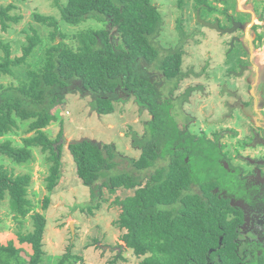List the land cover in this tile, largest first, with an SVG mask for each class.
<instances>
[{"label":"trees","instance_id":"16d2710c","mask_svg":"<svg viewBox=\"0 0 264 264\" xmlns=\"http://www.w3.org/2000/svg\"><path fill=\"white\" fill-rule=\"evenodd\" d=\"M195 1L199 8L211 9L208 0ZM57 5L60 19L65 23L78 25L90 19L110 22L117 27L119 38L114 42L109 30L88 28L75 35L76 49L59 42L46 49L40 66L27 68V80L20 81L18 87L7 88L1 95L0 138L32 134L23 136L19 144L11 139L0 140V157L24 164L33 158L35 149L45 154V181L50 194L61 179L64 147L62 124L54 138L46 132L58 119L51 109L66 93L79 92L89 95L93 110L110 114L126 91L136 92L153 115L146 123L144 138L136 142L141 149L139 158L129 161L136 173L117 170L114 142L86 139L68 144L77 177L89 188L93 199L103 194V188L110 194L118 189L135 191L124 199L117 197L115 203L121 208L117 222L127 230L122 236L126 248H131L137 256H145L140 264H242L236 251L239 242L235 241L240 219L228 200L218 198L212 191L224 185L214 178L218 171L227 176L221 162L225 154L218 143L182 132L171 111L173 105L168 94L183 76L182 52L178 46L176 51L162 53L156 41L163 25L158 6L152 0H67ZM11 8L9 5L0 9L3 30L9 22L16 21L17 16L8 14ZM36 20L53 27V36L60 32L53 16L37 14ZM177 29L184 36L180 20ZM33 32L27 35L21 55L12 58L10 45H4L1 74H13L12 66L27 62L40 42L36 30ZM156 72L158 81L149 78ZM166 85H170V92L164 90ZM27 121H30L28 126L21 130V123ZM148 170L151 172L144 177L138 173ZM30 177L14 175L0 164V201L8 197L17 218L33 211L28 198ZM50 204L51 197L47 195L43 200L44 210ZM99 207V203L85 204L81 211L92 213ZM230 212L235 215L230 217ZM30 215L34 228L20 234L19 240L29 244L32 253L16 248L12 241L0 244V264L40 263L44 255L46 218L40 212L33 211ZM261 260L255 255L247 264Z\"/></svg>","mask_w":264,"mask_h":264},{"label":"rangeland","instance_id":"374dc122","mask_svg":"<svg viewBox=\"0 0 264 264\" xmlns=\"http://www.w3.org/2000/svg\"><path fill=\"white\" fill-rule=\"evenodd\" d=\"M66 1L0 0V9L10 5L12 8L8 14L17 16L16 21L9 22L5 30L1 29L0 24V56L4 54L5 44L10 45L12 58L21 55L23 46L27 43V35H32L33 30H36L40 37V42L35 46L32 55L27 58V62L21 66H12L13 74L0 73V98L7 88L18 87L20 81L27 80L26 69L30 65L32 68L40 66L47 48L64 42L76 49L78 41L75 35L79 31L88 28L106 29L110 31L112 41L116 42L119 38L117 27L111 26L110 22L101 23L90 19L78 25H69L62 21L57 2L65 4ZM208 1L211 9L206 5L204 8H199L195 0H182L181 5L180 0H152V3L158 6L163 19L161 31L156 38L162 48V53L168 50L176 51L178 46H181L182 52L180 69L183 76L178 79L172 92H170V85H166L164 90L170 92H168V97L173 105L171 111L182 132L187 131L195 138L204 136L206 139L217 142L223 152L227 153L228 162L235 166H245L246 160L236 159L242 135L240 131L226 122L227 113L223 112L222 117L212 111L207 115L195 116L193 111L194 105H196L194 107H199L200 103L206 100L211 101L212 98L220 102L216 107L224 106L225 110H228L230 109L229 103L233 102L234 107L231 109L236 110L241 104H247L245 101L248 98L243 96L231 98L229 92L231 86L226 85L224 64L229 66L233 62L237 49L233 52L235 56L222 59L221 52L224 44L221 45L219 42L221 43V40L226 38L221 37V34L219 37L216 29L202 25L198 21L197 12H200L203 19L226 22L224 14L236 13L234 10L236 7L246 12H253L256 7L264 13V0L261 2L256 0L247 2L246 0ZM37 14L53 16L59 23L60 32L53 36V27L38 22ZM255 14L258 17V13ZM179 20L184 36L177 29ZM254 20L251 18V22L257 23V20ZM257 25L252 30L246 27V40H252V36H256L257 40L254 44L250 43V48L248 46L249 58L252 59L255 68L264 60V23L261 25L260 22ZM240 50L243 51L242 48ZM222 68H224L223 75ZM259 69L262 70V68ZM149 78L158 81L157 72L154 76L149 75ZM230 79L232 86L239 85L247 88L245 81L237 80L239 77ZM233 80H236V83L232 82ZM160 83L158 82V85ZM7 93L9 94V91ZM90 101L89 95L68 92L63 100L58 101L57 105L51 109L58 119L47 128L46 132L54 138L62 124L64 147L61 179L50 194L46 189L45 154L35 149L33 158L24 164H16L7 158L0 157V164L4 165L9 172L14 175L29 174L31 176L28 198L33 203V211L42 213L46 218L42 240L44 255L39 264H140L145 257L137 256L131 248H126L122 236L127 230L121 228L117 222L121 208L115 203V199L132 196L135 191L118 189L114 194H110L107 189L103 188V194L96 195L93 199L89 188L84 186L77 177L75 162L68 150V144L86 139L93 142H114L118 153L117 170L126 169L136 173L129 161L139 158L141 149L136 142L144 138L146 123L153 119V115L150 113L149 105L142 101L136 92L126 91L114 104V112L110 114H99L92 109ZM29 122L21 123V130H25ZM222 122H226L225 125ZM30 134L32 133L10 134L0 140L11 139L19 144L23 136ZM248 141L251 140H246ZM259 146L262 147L256 145L258 148ZM206 165H211V163ZM150 172L151 170L138 173L144 177ZM214 179L225 182L226 176L222 171H218ZM193 188L201 193L198 188L194 186ZM47 195L51 197V204L47 210H44L43 200ZM97 203L100 207L93 209L92 213L81 211L82 205L93 206ZM30 214L17 218L10 207L9 198L6 197L0 201V244L5 245L12 241L16 248H23L25 252L32 253L30 245L22 244L19 240L20 234H26L34 228ZM245 234L248 235V233ZM250 237L255 238V236Z\"/></svg>","mask_w":264,"mask_h":264},{"label":"flooded vegetation","instance_id":"af4514ba","mask_svg":"<svg viewBox=\"0 0 264 264\" xmlns=\"http://www.w3.org/2000/svg\"><path fill=\"white\" fill-rule=\"evenodd\" d=\"M247 1L248 0H246V2ZM256 1L261 2L262 0ZM234 10L239 14L225 13L224 17L226 18V22L221 20L210 22L214 23L219 21L221 28H233L235 23L239 24L236 30L231 33V36H229L227 41L221 40V43L219 42L221 45L224 44L222 45V48L227 47V50L234 48L233 50L235 52L237 49L233 62L229 66L224 64L226 70L224 75L229 78L230 82V78L233 77L244 78L243 80L247 86L244 92L247 96H252L250 92L252 87L250 79H248L247 76H243L245 73H248V76L253 77L252 68L250 67V65H252V59L249 58L250 51L248 50V46L250 48V43L254 44L257 40L255 38L256 36H252L253 39L250 41H248V39L246 40V27H249V30H252L258 26L257 23L261 22L262 25L264 23V13H261L256 7H254L253 12L241 11L237 7ZM255 13H258V17ZM251 18L253 21L256 19L257 23L253 21L251 22ZM215 31L218 32V35L221 33L220 31ZM240 48H242L243 51H241ZM247 60L249 63L245 62ZM222 70L223 75L224 68H222ZM262 72L264 73V70H262ZM232 82L236 83L235 80ZM227 84L228 83L226 82V85ZM229 85L232 86L231 83ZM232 87L234 88L229 89L232 96L231 98H234L235 96L241 97V95H239V85ZM245 103H247V106H244L245 104L243 103L239 108L244 111V116L250 121L251 127L249 129L250 133L247 136L245 135L242 137V140H240L241 144L236 152V159L246 160V165H232L228 162L227 153L223 152L221 149V152L225 154V158L221 159V162L227 171V176L225 182L219 181L218 183H223L224 185L215 187L212 191L217 194L218 198L228 200L229 204L235 209L236 215L232 214L234 212H230V217L235 215L240 219V222L237 224V238L235 241L239 242L236 251L239 252L240 257L243 260L242 262L246 264L251 263L252 258L256 255L258 258H262L260 263L258 262L257 264H264V113L261 117L255 112L253 113L255 115L249 114L248 110H252L249 105L251 99L246 100ZM229 105L230 109L225 112L227 113V119L232 118V113L234 112V110L231 109L234 107L233 102H230ZM246 140L251 141L246 142ZM256 145H261L262 147L259 146L258 148ZM218 146L220 145L218 144ZM245 233H248V235ZM250 236H255V238H251Z\"/></svg>","mask_w":264,"mask_h":264},{"label":"crops","instance_id":"0c3cea01","mask_svg":"<svg viewBox=\"0 0 264 264\" xmlns=\"http://www.w3.org/2000/svg\"><path fill=\"white\" fill-rule=\"evenodd\" d=\"M220 34H221V37H223V38L225 37L226 38V39H222V40H225V41H227L229 36H231V33H220ZM220 34H219V37H220ZM233 49L227 50V47L223 48V51L221 52L222 59L231 58L232 56H235L233 54V52H234ZM245 62H248V60L245 61ZM250 67L252 68L253 77L248 76V73H245L243 77L247 76L248 79H250V82L252 84L250 92H251L252 96H247L246 93L244 92V90L246 88H242L240 86H239L240 87L239 95H241V97L242 96L243 97H248L247 100L251 99V103H249V105H250V108L252 110H248L249 113L253 114L255 112V113H258L259 116L261 117L262 114L264 113V73L262 72V70H264V65H263V62H260V65L257 68H255V66L252 63V65H250ZM217 68H221V67H217ZM259 68H262V70H260ZM243 79L244 78H239L237 80L242 82V81H244ZM226 81H227V83H228L227 85L229 87L230 86L229 85L230 84L229 78H226ZM231 88H234V87L231 86ZM242 93H244V94L242 95ZM213 99L214 98H212L211 101L210 100H206V101L200 103L198 105L199 107H194V106H196V105H194L193 106V108H194L193 111L195 112V116H200V114L201 115L202 114L207 115L208 113L210 114L211 111H212L214 114H217L219 116L221 115L220 117H222L223 116L222 115L223 112L225 113V111H226L225 107L224 106L216 107V106H219L220 102L217 99H214V100ZM244 106H247V105L245 104ZM204 112H206V113H204ZM243 112L244 111L242 109L237 108L232 113V118H228V119L226 118L225 119L226 122L229 123V125L233 126L238 131H240V134L242 135V137H244L245 135L247 136L250 133L249 129L251 127L250 121L244 116ZM253 115H255V114H253ZM198 121H199V119H198ZM226 122H222V124H224Z\"/></svg>","mask_w":264,"mask_h":264},{"label":"water","instance_id":"95a60500","mask_svg":"<svg viewBox=\"0 0 264 264\" xmlns=\"http://www.w3.org/2000/svg\"><path fill=\"white\" fill-rule=\"evenodd\" d=\"M198 21L204 25L209 27L210 29H216L217 31H220L221 33H233L237 26H239L238 23H235V26L233 28H221L219 25V21H216L214 23L210 21H206L205 19L200 18V13L197 14Z\"/></svg>","mask_w":264,"mask_h":264},{"label":"clouds","instance_id":"9594fccd","mask_svg":"<svg viewBox=\"0 0 264 264\" xmlns=\"http://www.w3.org/2000/svg\"><path fill=\"white\" fill-rule=\"evenodd\" d=\"M198 13H200V12H198ZM198 13H197V14H198ZM200 17H201V16H200ZM201 18H202V17H201ZM202 19H203V18H202Z\"/></svg>","mask_w":264,"mask_h":264}]
</instances>
